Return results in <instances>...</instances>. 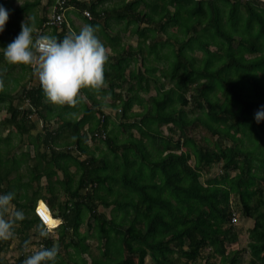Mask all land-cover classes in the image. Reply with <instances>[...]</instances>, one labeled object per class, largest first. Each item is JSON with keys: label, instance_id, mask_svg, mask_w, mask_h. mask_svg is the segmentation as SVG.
I'll list each match as a JSON object with an SVG mask.
<instances>
[{"label": "trees", "instance_id": "1", "mask_svg": "<svg viewBox=\"0 0 264 264\" xmlns=\"http://www.w3.org/2000/svg\"><path fill=\"white\" fill-rule=\"evenodd\" d=\"M60 1L66 2L65 13L70 6L89 11L92 19L83 14L85 23L99 25L106 36L115 56L105 65L108 89L100 91L114 100L104 105L82 89L87 102L81 101L80 108L63 106L55 114L44 103L40 84L22 89L27 108L13 104L7 88L0 92V104L8 102L9 114L1 124L10 129L7 138L0 136V195L15 193L12 204L25 217L15 222L12 239L0 241V256L19 237L17 264L29 256L26 241L28 248L55 245L58 253L70 247L75 250L68 260L60 261L57 255L55 264H148V257L151 264H195L204 258L206 264H243L245 252L249 264H264V121H255L264 106V3L120 0L108 9L78 0H48L57 11ZM9 2L0 5L9 10L7 23L15 26H21L22 14L40 6V0H34L13 9ZM113 19L124 21L126 29L133 26L131 33L138 36L134 52L118 46L119 38L107 34ZM48 21L42 18L35 24L45 27ZM157 28L164 33L176 28V33L161 42L155 36ZM20 31L21 27L13 32ZM67 32L73 30L65 21L52 36L60 41ZM11 42L0 40V56ZM159 49L165 53L161 55ZM139 58L145 70L128 71ZM160 61L165 65L162 70L155 64ZM159 71L172 87L157 78ZM126 83L128 98L115 91ZM191 104L200 114L185 111ZM104 106L122 110L119 124L111 130ZM43 108L48 109L47 115ZM56 115L61 124L52 129L50 122ZM34 117L42 121L36 136ZM163 127L169 135L162 133ZM123 129L127 138L119 140ZM13 132L18 135L16 145L10 138ZM97 138L107 152L96 154L89 146ZM21 145L30 146L22 150ZM71 167L78 177L76 185ZM214 167L219 170L210 176ZM113 183L120 188L115 190ZM60 190L67 200H62ZM40 202L64 221L56 239L39 236L41 221L35 209ZM233 203L254 225L249 248L228 252L226 245L239 239V230L231 223ZM101 205L114 206L120 214L110 217L99 210ZM86 214L87 230L81 233ZM88 238L98 242L97 256L92 255ZM85 254H91L90 263ZM216 258L218 262L212 261ZM0 264H7V259Z\"/></svg>", "mask_w": 264, "mask_h": 264}, {"label": "clouds", "instance_id": "2", "mask_svg": "<svg viewBox=\"0 0 264 264\" xmlns=\"http://www.w3.org/2000/svg\"><path fill=\"white\" fill-rule=\"evenodd\" d=\"M9 10L0 5V34L5 31L9 20ZM31 23L24 20L21 23L19 35L3 49L4 59L12 65L30 66L33 74L38 77L47 100L60 107L76 108L77 104L86 97L82 96V89L99 92L108 87L105 82V65L108 62V51L102 44L96 32L99 25L93 27L84 25L79 33L71 32L58 41L49 35H36L35 20ZM4 90V81L0 79V92ZM109 96L105 99H109ZM255 121H264V106L256 112ZM15 193L0 195V241H7L14 237L16 221L25 217L21 211H13L12 201ZM40 218L39 236L48 238L64 223L55 217L49 206L40 202L36 209ZM8 219H5V215ZM235 214V213H234ZM24 250L28 251V242L24 243ZM58 248L40 247L29 255L23 264H43L52 262L58 255Z\"/></svg>", "mask_w": 264, "mask_h": 264}, {"label": "rangeland", "instance_id": "3", "mask_svg": "<svg viewBox=\"0 0 264 264\" xmlns=\"http://www.w3.org/2000/svg\"><path fill=\"white\" fill-rule=\"evenodd\" d=\"M2 1H6V0H0V2H2ZM33 1L34 0H10L9 7L10 8L13 7L14 9H16V8H19L20 6H22L23 3H25V2H33ZM78 1L82 2V3H85L89 7L97 6L99 8H108L109 9V8L113 7L115 5V3L119 2L120 0H106V1H103V0H78ZM128 1H133V0H128ZM262 6H264V5H262ZM222 7L227 9L226 6H222ZM139 9L144 10V6L141 5ZM170 10L173 11L174 10L173 7H170ZM83 14L84 13L80 12L79 9L77 7H75V6H70V8L65 13V20L69 24V28L71 30H73V32L79 33L81 28L84 25H87L85 23L84 19H83L84 18ZM52 15H53V5L50 6L48 0H40V6H38L37 8H34V9H31V10L27 11V14H26L25 18L23 17L20 21L18 20V22H19V25H20V22L22 23L24 20H28V22L31 23V20L29 18H34V20L37 22V21H39L42 18L51 19ZM12 22H15V21H12ZM18 22H16V23H18ZM109 25H110V28L107 29V34L110 37L119 38L118 46L125 48L127 51H130V53L134 52V49L137 47L138 36L137 35L134 36L131 33V29L133 28V26H130L129 28L126 29L124 21H115L114 19L109 22ZM9 26H10V28H8ZM9 26L5 25V31L2 34H0V40H3V38L6 36V33H9V32L12 33L13 31L15 32V30L20 27V26H15L13 23L10 24ZM11 28L14 29V30H11ZM35 28L37 30L36 33H38L40 30H42L44 33L54 34L55 35V33H58V32L61 31L59 29L58 30H54L53 27H50L48 25H46L45 27H40V25H38V26L36 25ZM156 31H157V33L155 34V36L157 35L156 36L157 40H159L161 42H164L166 40H169V34L170 33L171 34L176 33V28L169 29V31H170L169 33H164L161 29H158V28H157ZM17 34H19V33L17 32ZM66 34H68V32ZM96 35L98 36V38L100 39L102 44L107 49L108 58L111 61V59L115 56V54H114L113 50H111V48L108 47V42L106 41V36L102 35L100 30L98 32H96ZM239 35L237 36V39L239 38ZM16 37H14V38H16ZM210 50L211 51H215L216 48L214 46H212L210 48ZM159 51H160L161 55L163 53H165V50H163V49L162 50L159 49ZM0 53H2V48H0ZM200 55H201V53L198 52L197 56L199 57ZM150 59H152L151 56H150ZM155 64L161 70L164 68L163 66H165L163 64V61L156 62ZM24 69H25V71H24ZM133 69H135V70L139 69L141 71L145 70L141 58H139V63L138 64H136V62L132 61L131 67H130V69L128 71H131ZM156 75H157V78L160 79V81L162 83H165L167 88L172 87V84H170L166 78L161 76V71L157 72ZM5 76H6L7 81H5V78H2V77H5ZM22 76H23V79H24L23 81H22ZM0 77H1V79H4V87H5L4 89L7 88L8 91L10 92V94H12V96H13L12 103L15 104V105H18V106L20 105L21 108H23V107L27 108L28 104L26 105V103H23L24 101H22V98H21L23 96L22 95L23 90H25L26 88L36 87V86H38L40 84L38 77L33 74L32 68L30 66H25V65H12V64H9L4 59V57L1 55L0 56ZM127 77H128V72H127ZM151 87H153V82L151 83ZM11 88L15 89V90L12 91ZM105 89H108V88H105ZM88 90L91 91L93 94H95L97 101L103 103L104 105L105 104L106 105L110 104L114 100L111 97L110 93L106 92L105 94H103L102 91L95 92V91L90 90V89H88ZM115 91L117 93H120V91H121V94L125 98H128V95H129L128 94V83H126L125 86L122 87V89L121 88H117ZM154 92L155 91L152 90L151 95H153ZM109 94H110V98L106 100L105 97L109 96ZM82 96L86 97V99L80 100V102L77 104V107H79V108H80L81 101H86V102L88 101V96L85 94L84 91L82 92ZM219 96H221V95L219 94ZM44 103L46 105H48V107H53V109H55V111L53 113L58 114L60 112L59 109L61 107L57 106V105H53L52 103H50L47 100V98L44 99ZM7 104H8L7 101L5 103H3V104H0V136L4 137V139L7 138V135L10 132V129L8 127H6L5 125L1 124L2 122H4L5 118L9 117L8 116L9 114L6 112ZM136 110H137V107H136ZM102 111H104L105 115H108L110 117L108 130L109 129L110 130L113 129V127H114L113 124L114 123L115 124H119V122L121 120V115H122V110L121 109L115 110V109H112V108L104 106L102 108ZM185 111L189 112V114H191V115H192L191 111H194V115L200 114V111L199 110L197 111L193 104H191L189 107H187L185 109ZM42 112L47 115L48 114V109L43 108ZM81 115H82V113H79V117ZM33 119L36 122L37 130L33 131L32 134L34 136H36L40 132V129H41V126H42V121H40L36 117H34ZM60 124H61V121L59 120L58 115H56L54 117V119L50 122V128L56 129ZM84 131H86V128L84 129ZM125 131L126 130L123 129L122 134L119 136V140H123V139L127 138V134L125 133ZM133 133L135 134L136 137H138V133L135 130L133 131ZM162 133H164V135H169L170 134V132L167 129V127H163L162 128ZM198 134H200V131H195V135L198 136ZM99 137H100V135H99ZM10 138H11L12 143L16 145L17 144V139H18L17 133L13 132V134L10 136ZM176 139H178V136L175 137V140ZM24 140H25V144H26L27 143V136L24 137ZM99 140L100 139H98V138L96 140H94V141L90 140L88 142V144H89V146L92 149H95L96 154H100V152H107L105 145ZM21 146H22L21 147L22 150H25V149L27 150L29 148L28 146H30V145H28V146L21 145ZM19 152H20L19 149H17L16 153H19ZM191 164L192 165L194 164V160L191 161ZM71 169H72V173L74 174V178H73L74 179V185H76L78 177H77V175L75 176V167H71ZM23 170H25V169H23ZM218 170H219L218 167H214L212 169V171L210 172V176H214L215 174H217ZM12 177H14V175ZM204 179L205 178H203L202 180H204ZM42 183H46L45 179L42 180ZM112 186H113V188L115 190H118L120 188L119 183H113ZM21 191H23V190H21ZM105 192L106 191H103L102 193L105 194ZM60 193H61L60 195H61L62 200L65 201L66 197L64 195V192H62L60 190ZM83 193H84V191H83ZM233 202H234V200H233ZM235 203H233V208L235 210V213L238 216V222L235 224V226H236L237 230H239V233H238L239 234V239H238V241L236 243L227 244L226 245L228 252H231V251L237 252V251L247 250L249 248L248 245H249L250 240H251L250 239V229L254 225L253 221H251L249 219H245V218L242 217L241 209ZM12 205H14V204H12ZM99 210L105 212L110 217L114 216L115 214L116 215L120 214L119 211L116 212L117 210H115L114 206L106 207L104 205H101L99 207ZM13 211H15V205H14ZM8 215H10V214H8ZM83 219H84V221H83V223L81 224V227H80L81 233L85 232L87 230V223H88V220H89L88 214H86L83 217ZM90 231H92V230H90ZM57 234L58 233H56V231H55V233L52 234L51 237L56 239ZM19 240H20V238L17 237L13 241L11 248H9V250L7 252H5V254H2L0 256V260H6L7 259V264H17V258L21 255V251L19 249ZM87 243L90 246H92V248H91L92 255L93 256H97L98 255V251L95 249V245L98 242L96 241V239L95 238H88ZM35 250H38V247L36 245H31L28 248L27 255H31ZM74 253H75V250L73 248H71V247L70 248H66L65 252L58 253V255H59L58 259H60V261L68 260L70 258V256L73 255ZM248 254L249 253H247V252L242 254V259L241 260H242L243 264H249V262H248L249 261V255ZM84 258H86L87 261L90 263L92 256H91V254H85ZM218 260L219 259L216 258V259H214L212 261L218 262ZM147 261H148V264H151V260L149 259V257L147 258ZM195 264H206L205 263V258L202 259L201 261H198Z\"/></svg>", "mask_w": 264, "mask_h": 264}, {"label": "built area", "instance_id": "4", "mask_svg": "<svg viewBox=\"0 0 264 264\" xmlns=\"http://www.w3.org/2000/svg\"><path fill=\"white\" fill-rule=\"evenodd\" d=\"M65 5H66L65 1H60V6H59L58 11L56 10L57 7H53V15H52V18L49 19V21L47 23L48 26L62 30L63 23L66 21L65 20V11H66ZM84 15L87 16L89 19H92V15L89 11H85ZM104 137H105V135H104ZM37 207H36V209H37ZM36 209H35V214L37 215ZM37 217H38V215H37ZM39 220H40V218H39ZM237 222H238V216L236 214H233V217L231 219V223L236 224Z\"/></svg>", "mask_w": 264, "mask_h": 264}, {"label": "crops", "instance_id": "5", "mask_svg": "<svg viewBox=\"0 0 264 264\" xmlns=\"http://www.w3.org/2000/svg\"><path fill=\"white\" fill-rule=\"evenodd\" d=\"M10 5V4H9ZM21 7V6H20ZM13 8V7H12ZM14 9V8H13ZM17 9V8H16ZM26 14L27 13H25V14H22L21 16H22V18L24 17L25 18V16H26ZM26 22H28V20H26ZM7 26H9L10 24H6ZM20 25H21V22H20ZM41 32H43L42 30H40L37 34L39 35ZM20 33V32H19ZM36 33V32H35ZM47 35H49V36H52V34H48V33H46ZM19 34H17V32L16 33H14V32H9V33H6V36L3 38L4 40H6V39H9V40H11V41H13L15 38L14 37H16V36H18Z\"/></svg>", "mask_w": 264, "mask_h": 264}, {"label": "bare ground", "instance_id": "6", "mask_svg": "<svg viewBox=\"0 0 264 264\" xmlns=\"http://www.w3.org/2000/svg\"><path fill=\"white\" fill-rule=\"evenodd\" d=\"M262 1H264V0H262Z\"/></svg>", "mask_w": 264, "mask_h": 264}, {"label": "water", "instance_id": "7", "mask_svg": "<svg viewBox=\"0 0 264 264\" xmlns=\"http://www.w3.org/2000/svg\"><path fill=\"white\" fill-rule=\"evenodd\" d=\"M262 1V0H261ZM264 2V1H263Z\"/></svg>", "mask_w": 264, "mask_h": 264}]
</instances>
